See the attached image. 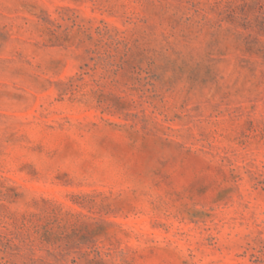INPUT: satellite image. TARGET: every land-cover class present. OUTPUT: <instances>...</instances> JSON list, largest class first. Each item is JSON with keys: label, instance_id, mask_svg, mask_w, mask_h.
<instances>
[{"label": "rangeland", "instance_id": "obj_1", "mask_svg": "<svg viewBox=\"0 0 264 264\" xmlns=\"http://www.w3.org/2000/svg\"><path fill=\"white\" fill-rule=\"evenodd\" d=\"M0 264H264V0H0Z\"/></svg>", "mask_w": 264, "mask_h": 264}]
</instances>
